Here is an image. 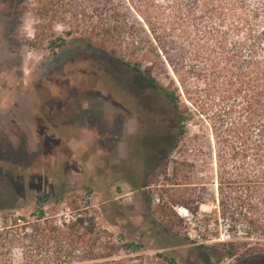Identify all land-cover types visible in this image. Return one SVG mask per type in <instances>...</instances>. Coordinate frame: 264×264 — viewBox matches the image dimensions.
<instances>
[{"label":"rangeland","instance_id":"374dc122","mask_svg":"<svg viewBox=\"0 0 264 264\" xmlns=\"http://www.w3.org/2000/svg\"><path fill=\"white\" fill-rule=\"evenodd\" d=\"M128 1L116 4L132 25L125 31L133 45L107 49L144 70L159 47L173 54L168 12L165 20L154 11L139 17ZM88 39L73 34V0H0V220L39 206L52 213L79 198L91 201L117 239L143 245L154 264L156 253L176 264H264V208L257 230L233 220L234 193L219 190L233 161H219L202 122L187 124L173 150L155 157L158 141L170 145L182 125L175 100L158 87L180 94L183 86L157 66L151 77L139 75ZM133 97L153 113L137 133L135 114L123 108ZM120 114L130 119L124 126ZM42 195L48 200L40 204ZM181 208L189 219L177 214ZM5 255L0 264H24L20 247Z\"/></svg>","mask_w":264,"mask_h":264},{"label":"trees","instance_id":"16d2710c","mask_svg":"<svg viewBox=\"0 0 264 264\" xmlns=\"http://www.w3.org/2000/svg\"><path fill=\"white\" fill-rule=\"evenodd\" d=\"M131 2L139 17L149 18L154 11L157 19L165 20L163 10L168 12L173 54L166 57L159 47L151 64L141 70L124 61L121 50H108L129 41L133 45L134 40L125 31L132 25L116 0H73V34L87 36V42L100 47L105 57L139 75L151 77L157 66L171 84L183 86L180 94L158 87L175 100L182 125L170 145L158 141L157 149L164 148V154L172 151L187 124L202 122L213 133L219 161H233L230 177L220 182L225 187L219 186L220 191L228 187L234 193L233 220L257 230V209L264 208V0L256 5H250V0ZM87 10L99 13V20H88ZM212 139L208 137L209 144ZM200 151L204 152L203 147ZM47 198L42 195L38 202L43 204ZM15 246L20 247L24 264H154L143 245L127 242L122 236L117 239L98 222L91 201L79 198L69 199L52 213L39 206L30 216L11 215L8 219L3 215L0 261ZM156 258L157 264H176L174 258L162 253H156Z\"/></svg>","mask_w":264,"mask_h":264},{"label":"flooded vegetation","instance_id":"af4514ba","mask_svg":"<svg viewBox=\"0 0 264 264\" xmlns=\"http://www.w3.org/2000/svg\"><path fill=\"white\" fill-rule=\"evenodd\" d=\"M136 96V95H135ZM143 97V96H142ZM131 101H128V103H125V106H123V108L126 110V112H132V114H135V118L133 117V121L136 122V132L137 133L139 131V127L145 124H151V122L153 121V113L151 112V105L149 106L150 108H148L146 105H144V102H141L142 104L138 103L140 101H144L145 99H142L140 97H133L132 99H130ZM136 100V101H135ZM142 105V106H141ZM137 106H140V109H137ZM127 108V109H126ZM128 110V111H127ZM133 114V115H134ZM124 116L123 114H120V117L118 118V123L121 125H125V121H130V119H126L124 120ZM158 152L155 153V157H158L159 155H164V151L165 149H160L157 150Z\"/></svg>","mask_w":264,"mask_h":264},{"label":"built area","instance_id":"2783aa9c","mask_svg":"<svg viewBox=\"0 0 264 264\" xmlns=\"http://www.w3.org/2000/svg\"><path fill=\"white\" fill-rule=\"evenodd\" d=\"M177 214L182 217V218H186V219H189V211L187 209H177Z\"/></svg>","mask_w":264,"mask_h":264}]
</instances>
